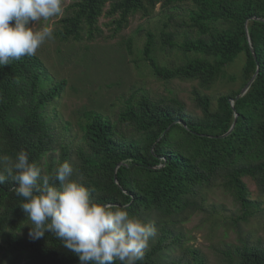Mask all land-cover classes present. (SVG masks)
<instances>
[{"label": "trees", "instance_id": "16d2710c", "mask_svg": "<svg viewBox=\"0 0 264 264\" xmlns=\"http://www.w3.org/2000/svg\"><path fill=\"white\" fill-rule=\"evenodd\" d=\"M186 1L194 6L188 26L197 36L179 45L174 33H161V49L178 48L184 62L173 68L159 64L154 56L156 37L151 33L143 56L157 78L197 83L192 94L201 115L189 113L175 97L158 101L132 97L118 115V123L131 127L134 134L129 137L109 117L86 111V121L79 125L83 145L75 152L76 162L72 148L64 144L58 162L54 160L55 139L46 115L67 81L54 82L36 54L0 66V155L14 157L24 150L30 162L40 163L41 154L50 152L49 168L64 161L72 164L78 170L73 179L95 190L93 202L127 205L130 215L154 223L163 236L139 264H166L159 259L166 236L185 222L183 213L204 210L199 198L208 189L222 187L240 205L242 214L234 219L236 224L247 222L260 210L247 179L264 191V0H76L72 15L62 19L63 29L58 32L64 40H80L83 32L93 38L107 6L110 16H120L116 23L122 28L135 14L150 16L158 4L177 10ZM241 57V73L227 74ZM228 75L229 84L240 85L219 95L214 106L208 92ZM254 75L247 93L233 106L231 101ZM236 116V127L228 134ZM22 202L11 181L0 185L3 257L14 260L13 264H80L78 256L51 233L38 240L19 236L29 234L24 228L30 231L19 207ZM174 240L182 242L180 235ZM193 253L197 264H203L200 255ZM236 254L227 253L230 264H264V247L259 245L244 243Z\"/></svg>", "mask_w": 264, "mask_h": 264}, {"label": "rangeland", "instance_id": "374dc122", "mask_svg": "<svg viewBox=\"0 0 264 264\" xmlns=\"http://www.w3.org/2000/svg\"><path fill=\"white\" fill-rule=\"evenodd\" d=\"M75 2L63 0L62 15L47 21L42 19L33 26L34 30L43 27L52 29L54 39L42 44L36 55L43 61L54 82L66 80L68 83L63 94L46 113L53 129L55 151L52 154L56 162L62 144L70 145L72 161L76 162L75 152L83 145L79 125L86 121L83 115L86 111H98L118 123V115L130 98L147 96L155 101L175 97L189 113L201 115L192 94L197 83L179 79L161 80L143 56L148 34L151 33L156 37L154 56L159 64L173 68L184 62L183 53L178 48L169 52L161 49V33H174L179 45L186 38L197 36L196 30L188 26L190 11L194 8L191 1L179 3L177 10L163 9L162 4H158L150 16L135 14L122 28L116 23L120 16H110V7L107 6L93 38L83 32L80 40H64L58 33L63 29L61 21L72 15L71 6ZM243 61L244 57L237 60L226 71L227 74L239 75ZM228 77L208 92L214 106L219 95L236 90L240 85L238 81L229 84ZM120 129L129 137L134 134L127 124L121 125ZM247 183L252 200L260 205L254 216L247 222L239 221L237 225L234 219L242 214L240 205L222 187L208 189L199 198L204 210L182 214L181 220L185 222L176 224L173 235L166 236V249L159 259L166 264H197L193 253L196 251L203 264H230L231 258L227 253L237 257L236 248L244 243L264 247V191L251 179H247ZM23 232L29 233L28 228H24ZM177 235L181 236L182 242H175ZM19 236L30 238L29 234L22 232ZM162 236L157 228V234L150 239L147 250H151ZM11 261L14 260L4 258L0 252V264H13Z\"/></svg>", "mask_w": 264, "mask_h": 264}, {"label": "clouds", "instance_id": "9594fccd", "mask_svg": "<svg viewBox=\"0 0 264 264\" xmlns=\"http://www.w3.org/2000/svg\"><path fill=\"white\" fill-rule=\"evenodd\" d=\"M63 14V0H0V66L33 56L54 39L50 27L34 30L40 20ZM52 154L30 162L26 151L0 155V185L11 181L29 222V236L51 233L78 256L80 264H139L157 234L154 223L130 215L127 205L99 204L92 192L73 179L78 170L68 161L49 168Z\"/></svg>", "mask_w": 264, "mask_h": 264}, {"label": "water", "instance_id": "95a60500", "mask_svg": "<svg viewBox=\"0 0 264 264\" xmlns=\"http://www.w3.org/2000/svg\"><path fill=\"white\" fill-rule=\"evenodd\" d=\"M249 41H250V38H249ZM253 53H254V56L256 58V55H255V52L254 51H253ZM258 70H257V73H258ZM257 73H256V75H257ZM256 75H254L253 78L249 81V83L245 86V88L243 89L242 93L239 96H237L236 99H234V100L231 101V103H232L233 106H234L235 100H238L240 97H242L243 95H245L247 93V91L249 90L251 84L255 80ZM236 124H237V116H236L235 122H234L233 126L231 127V130L228 132V134H230L235 129Z\"/></svg>", "mask_w": 264, "mask_h": 264}]
</instances>
